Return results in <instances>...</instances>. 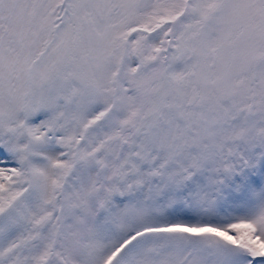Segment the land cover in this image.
<instances>
[{"label":"snow or ice","instance_id":"obj_1","mask_svg":"<svg viewBox=\"0 0 264 264\" xmlns=\"http://www.w3.org/2000/svg\"><path fill=\"white\" fill-rule=\"evenodd\" d=\"M0 264H264V0H0Z\"/></svg>","mask_w":264,"mask_h":264}]
</instances>
